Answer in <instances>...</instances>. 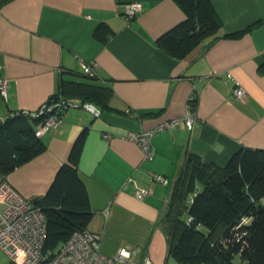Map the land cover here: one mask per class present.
I'll return each mask as SVG.
<instances>
[{
    "label": "crops",
    "instance_id": "obj_1",
    "mask_svg": "<svg viewBox=\"0 0 264 264\" xmlns=\"http://www.w3.org/2000/svg\"><path fill=\"white\" fill-rule=\"evenodd\" d=\"M208 1L220 30L180 57L157 44L186 17L174 0H11L0 6V76L6 82L0 122L14 112L37 111L57 92L60 76L85 75L82 64L111 88L115 109L94 115L68 107L59 125L38 137L44 149L7 174L0 169V181L32 201L41 197L86 128L77 174L92 211L86 228L100 234V250L134 247L135 264L145 256L152 264H181L169 252L160 220L187 154L222 167L242 147L264 149V0ZM130 2L141 3L132 17L123 12ZM256 22L262 23L240 36H224ZM102 23L109 29L104 42L93 34ZM227 73L243 88L242 97L233 94ZM169 119L177 123L151 137L152 159L124 137ZM141 188L148 193L138 199L134 192ZM0 264H6L1 250Z\"/></svg>",
    "mask_w": 264,
    "mask_h": 264
},
{
    "label": "trees",
    "instance_id": "obj_2",
    "mask_svg": "<svg viewBox=\"0 0 264 264\" xmlns=\"http://www.w3.org/2000/svg\"><path fill=\"white\" fill-rule=\"evenodd\" d=\"M9 1L0 0V6ZM174 1L186 17L160 36L157 44L180 57L203 39L216 37L220 22L208 0ZM260 23L224 36H240ZM108 31L102 23L93 34L104 42ZM83 73L75 79L60 76L57 92L48 101L76 97L100 111L115 110L109 106L111 88L98 83L95 73ZM41 119L20 111L0 122L3 174L44 149L33 127ZM85 136L86 128L76 136L45 194L33 200L46 220L44 253L52 254L74 230L86 228L92 215L77 174ZM160 221L169 252L181 264H264V149L242 147L222 167L188 153Z\"/></svg>",
    "mask_w": 264,
    "mask_h": 264
},
{
    "label": "built area",
    "instance_id": "obj_3",
    "mask_svg": "<svg viewBox=\"0 0 264 264\" xmlns=\"http://www.w3.org/2000/svg\"><path fill=\"white\" fill-rule=\"evenodd\" d=\"M124 14L132 17L141 9L140 2L124 4ZM84 72L95 73L89 64H82ZM227 79L232 85V92L237 97L244 95L240 84L227 73ZM0 93L5 96L6 82L0 76ZM83 107L94 115L100 109L79 98L55 99L41 105L30 115L42 117L36 124L34 134L40 136L46 131L55 129L60 122L61 113L68 107ZM194 114L189 109L185 113V123L191 128ZM176 119L160 122L152 129L127 132L124 137L136 143L144 152L145 158L152 159L151 137L159 130L173 127ZM152 180L166 184L167 178L159 173H149ZM148 193V188L137 189L134 196L142 199ZM46 236V220L41 208L32 200L13 188L8 181H0V250L6 256V264H135L133 255L136 248L122 246L113 254H105L100 250V234L87 228L74 230L69 238L58 245L52 254L44 253L43 246ZM142 264H152L144 257Z\"/></svg>",
    "mask_w": 264,
    "mask_h": 264
}]
</instances>
